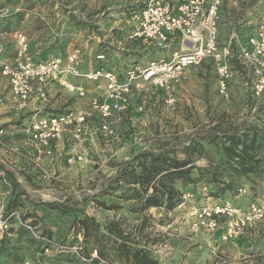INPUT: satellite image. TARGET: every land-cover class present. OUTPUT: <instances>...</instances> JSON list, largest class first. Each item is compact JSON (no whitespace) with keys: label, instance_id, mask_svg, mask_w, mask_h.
<instances>
[{"label":"rangeland","instance_id":"374dc122","mask_svg":"<svg viewBox=\"0 0 264 264\" xmlns=\"http://www.w3.org/2000/svg\"><path fill=\"white\" fill-rule=\"evenodd\" d=\"M138 5L131 0H0V62L14 61L22 38L39 61L61 58L63 66L70 68L71 57L76 56L81 76L64 74L65 91L49 94L52 100L62 96L69 108L65 113L87 116L80 138L69 136L65 149L56 153L62 170L46 168L42 156L44 170L25 175L26 183L15 188V202L9 198L7 212H18L24 222L58 242L82 246L85 252L96 248L115 264H125L119 259L116 237L102 229L106 236L98 243L95 237L84 242L77 220L89 217L101 226L120 222L138 242L136 246L160 264H264V221L239 239L224 242L222 229L194 230L192 216L194 210L227 202L242 210L253 203L264 204L263 172L235 178L241 189L221 199L213 196L210 177L194 170L196 184L180 186L183 203L171 212L161 208L132 212L134 203L120 198L122 189L113 195L105 193L121 166L143 153L178 150L183 157L184 149L197 142L217 160L218 150L202 138L216 136L225 142L227 134L264 130V56L255 53L250 42L264 29V0H245L240 10L222 0L215 50L173 79L165 80L168 73L161 71L153 79L133 81L125 109L105 119L94 102H113L106 82L90 80L87 74L104 69L126 82L131 68L172 62L175 53L185 52L178 35L165 49L148 44L128 51L123 39L113 41L108 23L129 21V9ZM241 15L244 19L238 24L235 21ZM258 156L264 158V141ZM196 164L204 169L208 160L199 158ZM112 206L118 208L109 209ZM41 253L42 244L19 220H13L0 238V264H80L68 255L50 260Z\"/></svg>","mask_w":264,"mask_h":264},{"label":"built area","instance_id":"2783aa9c","mask_svg":"<svg viewBox=\"0 0 264 264\" xmlns=\"http://www.w3.org/2000/svg\"><path fill=\"white\" fill-rule=\"evenodd\" d=\"M222 0H181L177 8L154 0L141 11L132 13L129 18L133 29L129 38L135 41H145L148 44L159 46L163 49L170 46V41L180 37L184 45V53H175L172 62L161 60L158 64L152 63L147 68H131L127 81L120 80L113 71L99 69L86 77L93 81L103 79L113 102H104L94 107L99 109L105 119L114 112L122 111L126 106V96L131 90L132 82L138 78L150 80L161 71H165L166 79H173L185 68L199 64L208 54L215 50L216 21ZM255 53L264 56V29L261 28L255 37L251 38ZM73 66H63L61 58L39 61L32 55L29 44L25 38L21 39L18 56L12 62H0L2 75L7 78L13 98L21 107L35 97L42 102V106L32 116L30 126L26 133L32 141L37 142L46 156H53L51 147L53 140L61 139L65 135L78 139L83 133L87 116L83 112H69L59 115H46L43 111L50 104V84L59 80L64 74L71 73L78 77L79 62L76 56L71 57ZM82 93V88H77ZM0 178L8 188L6 193L0 194V238L11 228L13 220H19L21 226L26 228L32 237L42 244L41 257L44 259H58L68 255L80 264H113L101 257L99 250L94 248L85 252L79 245H67L52 238L42 235L37 228L24 222L18 212H7V203L12 192V185L8 180L7 171L0 165ZM194 230L206 229L216 232L222 229L221 240L230 242L242 237L244 232L264 221V204L253 203L242 210L231 202L224 205L194 210ZM31 264V263H27ZM67 264V263H56Z\"/></svg>","mask_w":264,"mask_h":264},{"label":"trees","instance_id":"16d2710c","mask_svg":"<svg viewBox=\"0 0 264 264\" xmlns=\"http://www.w3.org/2000/svg\"><path fill=\"white\" fill-rule=\"evenodd\" d=\"M202 139L218 150L217 160L197 142H192L184 149L183 157L179 156L178 150L164 149L158 153H143L135 160V162L138 160L139 164L127 162L121 166L105 193L113 195L122 189L120 198L135 204L131 207L132 212H145L151 208H161L171 212L183 203L184 193L180 186L185 188L196 184L194 170H201L210 177L209 184L213 186V196L221 199H225L227 194L234 195L241 189L240 182L235 178L264 173V170L262 171L264 158L258 156L264 141V130L254 129L241 135L227 134L225 142L217 141L216 136ZM199 158L208 160L207 168L201 169L197 166L196 162ZM225 176L229 179H225ZM122 185L126 188L123 189ZM13 199L11 203L15 202ZM100 203L99 205L106 207V204ZM116 208L118 207H109V209ZM77 222L83 230L84 242L90 237H95L98 243L101 237L106 236L101 234L102 229L106 234L116 237L119 259L123 263L160 264L152 259L145 249L136 246L138 242L131 238L132 235L125 231L120 222L114 221L109 225L101 226L89 217L79 219ZM99 254L103 257V253L99 252Z\"/></svg>","mask_w":264,"mask_h":264},{"label":"crops","instance_id":"0c3cea01","mask_svg":"<svg viewBox=\"0 0 264 264\" xmlns=\"http://www.w3.org/2000/svg\"><path fill=\"white\" fill-rule=\"evenodd\" d=\"M152 1L154 0H131L132 4L135 2V4H139V7H133L129 9L130 11L127 17L130 18L132 13L141 11L147 6L148 2L150 3ZM161 1L171 5L174 9L177 8L181 2V0ZM210 1L211 0H208V2ZM244 1L245 0H227V6H235V9L237 7L236 10H240V4ZM239 2L240 4H238ZM230 9L233 10L234 8ZM242 18L244 19V17L241 15L240 18H236L235 22L240 24ZM108 27L110 29V33L112 34V40L114 41L117 39V42H119L120 39H123V41L126 42L127 46L129 47L128 51L135 47H144L148 45V43L145 41H135L129 38V35L133 29L130 21H113L108 23ZM175 40L172 39L171 41L174 42ZM16 57L17 56H14V60ZM61 78L60 80L51 82L49 87L51 95L52 90H54V92L56 91L55 93L65 91L63 86H65L67 82L64 80V77ZM51 97L52 96H50V104L43 111V113L46 115H59L64 114L66 110L69 109L66 106L65 100L61 98V95H59V99L54 97L52 100ZM41 106L42 102L38 99V97H35L33 100L28 102L25 107H21L19 103L13 98L9 82L7 78L2 75V71L0 70V164H2L7 170L8 177L13 184V190L10 194V199L15 196V188L19 186L23 187V182L26 183V174L29 175L31 171L35 173L39 169L44 170L42 168V156L44 157V166H46V168H51L53 171L56 169L59 171L62 170L63 163L60 160L61 156H57L56 153L62 151L61 147L65 149L64 143L69 136L65 135V137L61 139L53 140L51 142V147L54 151V155L46 156L40 145L37 142L32 141L29 135L26 133V128L30 126L33 114ZM75 108L77 109V105H75ZM6 192V186L0 179V194Z\"/></svg>","mask_w":264,"mask_h":264}]
</instances>
